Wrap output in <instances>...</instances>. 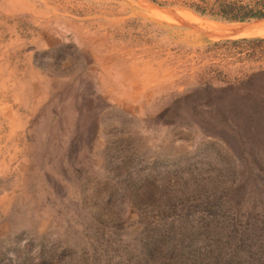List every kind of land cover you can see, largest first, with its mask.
Returning a JSON list of instances; mask_svg holds the SVG:
<instances>
[{
  "label": "rangeland",
  "instance_id": "1",
  "mask_svg": "<svg viewBox=\"0 0 264 264\" xmlns=\"http://www.w3.org/2000/svg\"><path fill=\"white\" fill-rule=\"evenodd\" d=\"M258 1L0 0V264H135L168 229L170 256L205 264L258 230L242 226L264 221V32L186 24L264 27L193 8Z\"/></svg>",
  "mask_w": 264,
  "mask_h": 264
},
{
  "label": "trees",
  "instance_id": "2",
  "mask_svg": "<svg viewBox=\"0 0 264 264\" xmlns=\"http://www.w3.org/2000/svg\"><path fill=\"white\" fill-rule=\"evenodd\" d=\"M197 12L201 14H206L210 17L220 18V19H227V20H247L256 18L257 19H264V0H260L256 2L254 5L250 4H235L233 2H224L220 3L217 9H208L207 7L197 5L193 7ZM260 17V18H257ZM232 22V21H231ZM218 184L216 180H213L209 185V188H213ZM217 205L219 206L222 204V201H217ZM221 208V207H220ZM219 208V209H220ZM218 214V218L220 219V214L222 211L216 212ZM247 221L242 226L245 228H251L254 226H259L258 230L254 232L252 230H246L248 233H243L241 240H233V243L230 245L232 246L233 252L225 251L220 248V243L218 239L214 240L213 248L209 250V260L205 264H264V221L259 223L256 222L252 216L246 217ZM222 220V219H220ZM233 228V227H230ZM182 231V228L181 230ZM181 233V232H180ZM258 234L260 237L258 238ZM176 236V234H175ZM166 238V239H164ZM143 239V238H142ZM141 242V249L139 253L142 254L143 257L138 258L135 257L134 259L135 264H146L149 262L151 264H157L162 259V254L159 253L160 247H164L166 249V253L164 252L163 255V263L164 264H201L197 260L196 253H188L187 251H181L177 257L171 254L175 248V244L172 242L171 234L168 229V236H164L161 241L157 239L146 240ZM149 239V238H147ZM258 241V244L252 247V241ZM197 241V238H196ZM241 242L245 244L242 245ZM159 257V258H156ZM156 258V259H154ZM171 258L175 261L172 263ZM143 262V263H142Z\"/></svg>",
  "mask_w": 264,
  "mask_h": 264
},
{
  "label": "bare ground",
  "instance_id": "3",
  "mask_svg": "<svg viewBox=\"0 0 264 264\" xmlns=\"http://www.w3.org/2000/svg\"><path fill=\"white\" fill-rule=\"evenodd\" d=\"M154 17L164 19L169 21L167 14L162 12V10L157 9H150L149 10ZM186 24L193 25H200L202 28H204L205 31L211 32L215 35L219 36H232V35H241V34H260L264 32V27L261 25H257L254 27H240V26H222V25H216V24H210V23H197L194 22H186Z\"/></svg>",
  "mask_w": 264,
  "mask_h": 264
},
{
  "label": "crops",
  "instance_id": "4",
  "mask_svg": "<svg viewBox=\"0 0 264 264\" xmlns=\"http://www.w3.org/2000/svg\"><path fill=\"white\" fill-rule=\"evenodd\" d=\"M3 40L4 41L1 43V45H3V47H4L7 44V46L9 48H11V43L14 42L13 38L11 39V36H9L8 38H6V35H5L4 38H3ZM6 65H7L6 63L0 64V83H3V87L0 86V91L7 90L6 82L8 81V78H7L8 68H7ZM25 66H27V64ZM50 81H51V79H50ZM51 85H52V83H51ZM50 92H51V86L49 87L48 93H46V94H44V93H42L40 91L39 92H36V93H33V94H29L28 97H27V99H26L25 104L24 105L22 104L20 107H18V110H19L18 111V114H22L23 115V114L27 113L28 111H30L34 107V103H35V99L36 98H37V100H40L42 98H45L48 94H50ZM19 97H20V95H19ZM22 98L25 99V97H22ZM31 98H33V100L32 101H29V99H31ZM5 111H7V110H5ZM13 115H14V113L11 116H13ZM19 120L20 121L17 122V124L12 123V122H9L8 120H5L4 121L5 122L4 124H6L7 126L10 124L8 126V128L12 127L14 129H16V128L18 129V126L22 127L24 119L22 118V119H19Z\"/></svg>",
  "mask_w": 264,
  "mask_h": 264
}]
</instances>
